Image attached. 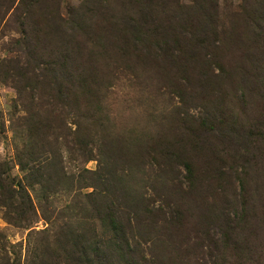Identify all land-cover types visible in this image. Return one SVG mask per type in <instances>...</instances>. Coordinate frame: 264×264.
Returning <instances> with one entry per match:
<instances>
[{"label": "rangeland", "instance_id": "rangeland-1", "mask_svg": "<svg viewBox=\"0 0 264 264\" xmlns=\"http://www.w3.org/2000/svg\"><path fill=\"white\" fill-rule=\"evenodd\" d=\"M17 1L0 0V264H264V37L247 39L259 0H216L214 32L181 65L118 60L133 54L115 19L148 0ZM75 10L104 27L76 37L90 106L35 78L75 71L70 42L45 31ZM27 144L41 173L17 162Z\"/></svg>", "mask_w": 264, "mask_h": 264}, {"label": "trees", "instance_id": "trees-1", "mask_svg": "<svg viewBox=\"0 0 264 264\" xmlns=\"http://www.w3.org/2000/svg\"><path fill=\"white\" fill-rule=\"evenodd\" d=\"M148 1L152 4L149 7L137 6V9L133 10L132 6H129L121 11L120 19H115L121 24L118 31L123 38V45L118 50L125 55L133 54L126 59L119 58L118 60H121L125 65H129V63H134V60L143 61L147 57L155 58L162 56L166 57L164 60L168 63L174 65L180 62L181 65L182 62L180 59L182 57L183 59L181 60L189 63V61L195 58L198 52L204 50L203 43L207 40L209 34L214 32L216 26V0H191L188 4H180L177 0H166L167 6L165 8L157 7L159 5L158 2H161V0ZM42 2L45 3L47 0H18L17 6L23 5L26 9L31 7L30 12H32ZM127 2L131 3L130 0H127ZM263 6L262 0H259L254 4L252 10H250L248 21L252 27L250 28L252 34L247 39L251 41L260 40L264 37ZM98 20H101V17L96 20L91 16L87 17L80 10L73 11V14L67 19H62L57 13L52 16L47 22L50 26L46 25L45 31L54 36L59 45H63L65 40L70 42L73 50L71 59L77 63V67L75 71H71L68 74L60 72L59 69H55L56 71L59 70L57 71L58 73H53L50 76L43 74L38 78L34 75L37 84L51 88V86H61L60 83L64 80L66 85L71 86L68 87V94L72 96L71 98L75 104H78L79 101L90 106V104L92 105L94 102L99 101L98 90L93 85V82L96 83L97 79L93 80L91 75H89V79L86 80L78 72V68L83 62L87 60L89 64L91 63L89 59L77 55L79 47H83L85 44L82 42L78 43L76 39L78 35L83 36L84 40L86 37L95 35L97 29H91L90 25H93L95 28H104L99 27L101 24L97 22ZM103 33H105V30ZM237 41L241 42L239 38H237ZM33 45H36L35 39ZM250 46H253V44H250ZM139 47L141 50L137 52ZM130 58L134 60L128 61ZM91 66L93 67V65ZM117 66L115 64L114 68ZM21 69L24 68L22 67ZM18 73L25 78L27 76L25 72L19 71ZM83 80L92 83L85 84ZM89 85L92 87L89 88ZM65 93L67 94V92ZM89 116L92 118L95 117L92 112H89ZM38 130L39 132H44L45 128L38 126ZM34 148L30 144L25 145L21 153L16 155L17 162L21 168L26 167L29 173H31L30 171L41 173L42 166H40V163L44 158L39 157L38 154L35 155L32 151ZM54 171L56 170L54 169ZM100 213H102L101 217L106 218L111 224L116 222L113 225V230H117V232H114V236L115 238H119L128 250L127 240L124 239L123 241L125 235H122L119 229V222L116 216L111 213L110 208L106 210L102 208ZM100 213L98 212V218H100ZM243 220V218H238L236 223ZM80 258H82V262L85 264H100L101 262V258L96 260V257L94 261L90 260L84 252L80 254Z\"/></svg>", "mask_w": 264, "mask_h": 264}]
</instances>
